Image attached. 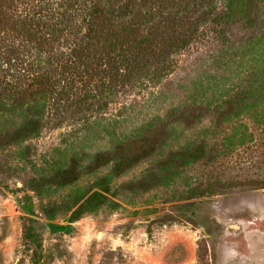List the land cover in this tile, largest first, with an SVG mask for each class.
<instances>
[{
	"label": "rangeland",
	"instance_id": "rangeland-1",
	"mask_svg": "<svg viewBox=\"0 0 264 264\" xmlns=\"http://www.w3.org/2000/svg\"><path fill=\"white\" fill-rule=\"evenodd\" d=\"M13 6L35 23L71 0ZM224 9L204 4L166 65L90 107L0 96V264H264V14ZM0 44L28 62L42 45Z\"/></svg>",
	"mask_w": 264,
	"mask_h": 264
},
{
	"label": "trees",
	"instance_id": "trees-1",
	"mask_svg": "<svg viewBox=\"0 0 264 264\" xmlns=\"http://www.w3.org/2000/svg\"><path fill=\"white\" fill-rule=\"evenodd\" d=\"M212 1L71 0L70 12L34 23L30 18L17 22L13 0H0V32L17 30L28 42L42 43L29 62L16 55L15 47L0 44V96L13 102L50 97L56 110L90 107L91 99L108 98L151 68L155 72L166 65L168 56L186 46L197 24L206 20L205 12L199 11ZM222 2L225 21L239 13L249 25L252 12L264 14V0ZM79 13L83 31L72 33ZM67 31L73 44L67 55H61L54 46Z\"/></svg>",
	"mask_w": 264,
	"mask_h": 264
},
{
	"label": "crops",
	"instance_id": "crops-1",
	"mask_svg": "<svg viewBox=\"0 0 264 264\" xmlns=\"http://www.w3.org/2000/svg\"><path fill=\"white\" fill-rule=\"evenodd\" d=\"M262 235H263V259H264V231H263Z\"/></svg>",
	"mask_w": 264,
	"mask_h": 264
}]
</instances>
